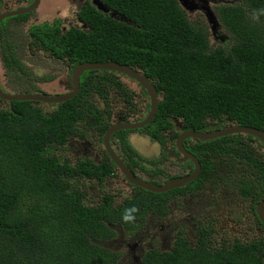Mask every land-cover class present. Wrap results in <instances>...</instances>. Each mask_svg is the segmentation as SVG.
Returning a JSON list of instances; mask_svg holds the SVG:
<instances>
[{
	"label": "trees",
	"instance_id": "16d2710c",
	"mask_svg": "<svg viewBox=\"0 0 264 264\" xmlns=\"http://www.w3.org/2000/svg\"><path fill=\"white\" fill-rule=\"evenodd\" d=\"M101 1L118 18L88 2L83 11L90 32L61 38L50 28L39 42L74 62H115L143 70L162 94L156 118L144 129L154 141L164 144L162 133L175 129L176 121L184 130L201 133L232 125L264 131V15L252 18L254 10L264 9V0H226L215 8L218 31L230 37L224 47L210 46L205 20L191 21L178 0ZM9 54L14 59L9 72L18 78L23 64L13 50ZM116 76L105 70L85 72L76 98L59 104L0 99V264H118L120 256L105 246L115 236L109 225L134 231L148 213H167L169 194L138 187L121 206L111 195L91 205L82 186L87 181L103 185L116 165L106 152L101 162L82 158L76 164L57 155L72 137L84 139L94 129L103 146L112 122L100 97L107 104L109 95L123 98L134 107ZM127 133L120 131L115 138L130 155ZM191 145L208 169H234L245 176L239 190L245 196L252 192L260 202L264 144L259 139L234 134ZM139 166L145 169L142 161ZM248 171L255 173L253 181ZM153 177L150 182L161 185L162 174L155 171ZM131 206L139 208L136 220L123 223L124 209ZM201 236L198 247L186 240L176 242L173 252L149 251L144 264H264L261 241L211 251Z\"/></svg>",
	"mask_w": 264,
	"mask_h": 264
},
{
	"label": "flooded vegetation",
	"instance_id": "af4514ba",
	"mask_svg": "<svg viewBox=\"0 0 264 264\" xmlns=\"http://www.w3.org/2000/svg\"><path fill=\"white\" fill-rule=\"evenodd\" d=\"M44 1L45 0H38L35 8L27 13L12 15L14 12L27 9L34 5L36 0H0V16L5 17L0 22V62L2 66V69L0 68V85L3 91L10 94L32 96L45 95L50 97L65 96L70 94L75 87L73 72L76 67L86 63L102 62L78 63L79 61L77 60L74 62L71 60L72 58H69L68 56H60V53L57 54L55 53L56 51L45 48L39 42V38L42 37L41 35H45V32L50 28L57 31L61 38H63V36H67L71 32H90V25L84 21L85 13L83 11L84 4L88 2L95 6L97 10L103 13L105 16L118 18L117 12L111 11L104 3L103 4L108 8V12H103L98 9V7L94 4V0L84 1L80 9L75 12L74 15L68 14V8H63V12L59 11V9L56 11L57 8L63 7L61 6L64 4L63 0H59L61 5L58 7L54 5L56 8L54 7L53 9L43 8ZM195 1L199 6L203 5L202 0ZM206 1L210 2V6L214 12L217 6L224 4L220 3L221 0ZM48 12L51 13V16H49ZM24 49L28 52V59L26 61H24L23 55L20 54V52H23ZM12 50L23 64V71L19 69L15 70H19L22 73L18 75V78L14 75V73L10 74L9 72V68L14 64V59L8 58V55H10L9 53ZM44 60L45 63H48L46 65H50L54 68L60 67L62 70L59 76L44 77L42 78L44 82H42V80H38V76L29 74V71L33 69L29 66V63L37 66L39 63H43ZM134 71L145 75V77L148 78L153 87L156 89L153 80L146 76L143 70ZM83 75L80 79V89ZM65 76H70V83L68 84L66 92L53 91L52 85L54 87V85L60 80H64ZM123 76L124 75H118L116 77L120 80L122 87L127 90L129 100H131V102H133L135 105L134 107H130L128 104H126L125 99L116 98L112 95L107 96L109 100V103L107 104L106 100L100 97V106L103 105L101 109L106 112L104 115L110 118L112 126L120 124L132 125L136 122H142L150 112L151 98L144 89L143 85L137 82L136 79L130 77H127L128 80H124L122 79ZM3 78H6L8 85L3 84ZM11 83H15V86H11ZM41 83L48 85V89L40 91L39 85ZM76 96L69 99L68 101L75 99ZM157 99L159 101V109L162 101V94L158 91ZM44 105L47 106L49 104ZM108 111L111 112V114ZM157 114L158 110L153 120L156 118ZM150 123L142 128L119 130L111 137V146L115 149L117 156L127 164L136 178L155 185L151 183L149 179L151 174L152 177H155V171H158L160 174H162V177L159 179L161 185L155 186L162 187L171 181L186 178L192 175L197 170V167L191 159L185 158L184 153L186 152L194 155L198 159L200 171L198 177L194 181L184 185L181 188L173 189L165 193L169 194V199L166 205L167 213L163 217H156L153 215V213H148L144 220L139 221L138 227L134 231H127L124 229V227L119 225L116 226L115 224L109 225L110 227L114 228L115 236L112 240L108 241L105 246L111 250L112 248L110 243L115 239V237H117V235L122 233L128 234L126 239L127 242L124 243L125 245L121 249V258H119L117 263L144 264V258L149 251L156 250L160 253L173 252L176 242L178 241L182 242L188 240L192 247H198L200 245L199 239L202 238L201 233H204V236L206 237L205 241L207 242L205 244L208 245L211 251L222 249L224 244H229V246H231L236 243L248 244L253 241H261L264 243V224L260 220L256 209L257 205L261 201H264V193H262L260 202L256 203L252 192L248 196H245L239 190V182L245 179V176L243 178L241 173L234 169L228 170L219 167H211L208 169L205 166L204 161L201 162L200 158L197 156L198 150H196L191 145V142L197 141V139L187 137L182 141V146H180L179 142L183 134L187 131H192L184 130L180 121L175 122V129H170L169 131H164L162 133V138L165 142L164 144L154 141L148 135L147 131L144 130L145 127H147ZM95 131L96 130L94 129L93 131L89 132V135L87 134L88 136H86L84 139L72 137L64 147L59 148L63 150L64 148L71 149L78 145L76 148L82 149L79 147V142L77 141L86 142L89 137L92 136L95 140V143H84L83 146L87 147L89 145H95L97 147L98 145L101 148V152L103 154L97 158L99 155L97 153L94 157H90V159L96 162H101L104 152H106L107 160L110 163L115 164L105 147L104 139L103 146H101L97 141L99 140V135ZM120 131H128L127 141L133 150V153L130 155H127L124 151L120 150L118 144L119 140L117 137L115 138V135ZM134 134H141L145 136V139L151 142V144L160 145V150L156 155V158L149 159L151 161L148 162V159L146 160L143 158V156L133 148L131 138ZM59 150H57V152ZM261 152L264 156V148H261ZM84 154L82 153V155ZM57 155L62 157L63 161L68 160L71 164H76L82 158H89L85 157L84 155L81 157H74L73 160H71L65 155L62 156L59 153ZM139 161L143 162V167L145 168L142 169V171L140 170ZM116 171H118V175L123 177L127 185H129L133 190L129 193V195L126 196L122 204H118L116 202V196L109 194L113 196L115 206H121L125 204L126 200L133 197L135 191L134 187L138 186L131 184L126 179L124 173L117 167V165L115 167L114 176L105 177V182L103 185L96 181H87V184H95L98 187H102L108 180L116 177ZM246 174H248V178L252 179L253 181L252 177L255 175V173L248 171L245 173V175ZM103 200L99 204H101ZM99 204H94V206ZM143 229H145V232H143ZM194 231L198 236L196 242L192 241L190 238ZM215 232L219 238L212 243L216 237V235H214ZM157 244L159 246H157ZM114 252L120 256L118 252Z\"/></svg>",
	"mask_w": 264,
	"mask_h": 264
},
{
	"label": "water",
	"instance_id": "95a60500",
	"mask_svg": "<svg viewBox=\"0 0 264 264\" xmlns=\"http://www.w3.org/2000/svg\"><path fill=\"white\" fill-rule=\"evenodd\" d=\"M203 5L199 6L198 3L195 0H178V3L180 6L186 11V13H195L197 11H201L204 14V17L206 18V21L208 25L210 26L211 32L216 34L217 30L220 28V24L218 21L217 14L212 10V7L210 6V2L206 0H202ZM38 0H36V3L32 6H30L27 9H22L18 12H14L12 15H19L23 13H27L33 8H35V5H37ZM220 3H228L226 0H221ZM94 4L103 12H108V8L102 3L101 0H94ZM4 16H0V22L4 19ZM122 20V19H120ZM93 70H108L117 73L118 75H124L133 79H136L137 82L143 85L144 89L149 94L151 100H150V112L149 115L145 118L142 122H136L132 125H115L108 129L104 136V144L109 152L111 158L117 165V167L124 173L126 179L133 185H136L142 189H145L147 191H150L152 193H166L168 191H171L173 189L181 188L184 185L194 181L199 174L200 171V164L198 159L189 153H184L186 159H191L197 167V170L190 176L178 180L171 181L167 183L165 186L159 187L152 185L146 181L140 180L136 178L127 164L117 156L115 149L111 146V137L112 135L119 131L124 129H134V128H142L146 126L148 123H150L153 118L155 117L157 110H158V104L159 101L157 99V91L153 87L152 83L148 80L145 75L140 74L133 69L126 67L124 65L117 64L115 62H107V63H86L81 64L76 67V69L73 72V77L75 81V87L73 88L72 92L65 96H45V95H39V96H32V95H16V94H10L8 92H5L1 89L0 85V98H2L5 101L12 102V101H30V102H41L43 104H59L68 101L69 99L75 97L79 93L80 89V79L81 76L88 71ZM234 134H245V135H251L257 139H259L264 144V131L255 129V128H249L239 125H232L229 128L218 130L214 132H207V133H197L194 131H187L183 134L180 140V146H182V141L187 138L191 137L200 141H209L213 139L222 138L228 135H234ZM257 214L264 224V201H261L257 205Z\"/></svg>",
	"mask_w": 264,
	"mask_h": 264
},
{
	"label": "rangeland",
	"instance_id": "374dc122",
	"mask_svg": "<svg viewBox=\"0 0 264 264\" xmlns=\"http://www.w3.org/2000/svg\"><path fill=\"white\" fill-rule=\"evenodd\" d=\"M64 4L61 5V2L59 0H45L43 3V8H47V9H53L56 5V7L58 6H63L62 8L59 7L56 9V11H61L63 12V8H68V14L69 15H74L75 12H77L81 5L84 3V1L86 0H63ZM55 7V8H56ZM49 16H51V13L48 12ZM189 18L191 19V21L193 20H205L203 22H205V24L207 25L208 28V37H209V41H210V46L211 47H217V46H223L227 43V45H230L229 41H230V37L227 35V33L222 29V32H219L217 30V34H213L211 32L210 26L208 25L206 18L204 17L203 12L201 11H197L195 13H189L188 14ZM52 18V17H50ZM21 49V48H20ZM27 50L24 49L23 52H20L21 55H23L24 61H26L28 59V54H27ZM48 63H45V60L43 61V63H39L37 66H35L32 63H29V66L33 69H31L29 71L30 75L33 76H38V80H42V78L44 77H51V76H59L61 74V68L60 67H52L50 65H46ZM0 68L2 69L1 66V62H0ZM70 76H65L64 80H60L57 84L52 85V90L56 91V92H66L68 84L70 83L69 81ZM4 80H2L3 84H7L6 78H3ZM122 79L124 80H128L127 76H123ZM42 82H44V80H42ZM8 85V84H7ZM11 86H15V83H11ZM39 89L40 91L48 89V85H44L43 83H41L39 85ZM100 102V100H99ZM103 105H101L102 107ZM47 109V108H46ZM49 110V109H47ZM79 142V147L82 149H78V148H71V149H60L58 151V153L62 156H66L69 159L73 160L74 157H81L84 156L85 157H94L97 153L99 154L97 158H99L103 153L101 152V148L97 145V147L95 145H89V146H83L84 143H95V140L93 139V137H89V139L86 142H82V141H77ZM131 142L133 145V148L140 153V155L143 156V158H145L146 160L148 159H152V158H156V155L159 153V148L160 145L159 144H151V142H149L148 140L145 139V136L141 135V134H134L133 137L131 138ZM75 145V144H74ZM80 153V154H78ZM82 153H86L84 155H82ZM62 159V157H61ZM161 160V159H160ZM159 160V161H160ZM151 160H149L148 162H150ZM117 175L115 178L108 180L104 186L102 187H98L95 184H87L86 186H82L83 189H87V197L90 200L89 203L91 205L94 204H99L102 200L103 197L105 195H114L116 196V202L118 204H122L124 199L126 198L127 195H129V193L132 190V188L127 185V183L125 182V180L123 179V177H121L120 175H118V171H116ZM143 232H145V229H143ZM214 235H216V232L214 233ZM213 235V236H214ZM127 237L128 234L122 233L120 235H117V237H115V239L110 243L111 244V248H112V252L116 251L120 254V258H121V254H122V248L125 245L124 243L127 242ZM191 240L196 242L198 236L196 234V232L194 231L193 235H191ZM219 237L214 238V240L212 241V243L217 239L218 240ZM227 240V239H226ZM148 244V243H147ZM157 246H159L157 244ZM110 250V249H109Z\"/></svg>",
	"mask_w": 264,
	"mask_h": 264
},
{
	"label": "clouds",
	"instance_id": "9594fccd",
	"mask_svg": "<svg viewBox=\"0 0 264 264\" xmlns=\"http://www.w3.org/2000/svg\"><path fill=\"white\" fill-rule=\"evenodd\" d=\"M264 15V9L254 10L252 18L259 20V17ZM139 212V208L136 206L127 207L121 216L123 223H133L136 220V214Z\"/></svg>",
	"mask_w": 264,
	"mask_h": 264
}]
</instances>
